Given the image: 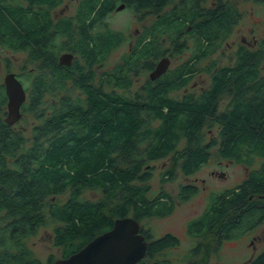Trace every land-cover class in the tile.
<instances>
[{"label": "trees", "instance_id": "16d2710c", "mask_svg": "<svg viewBox=\"0 0 264 264\" xmlns=\"http://www.w3.org/2000/svg\"><path fill=\"white\" fill-rule=\"evenodd\" d=\"M27 1L29 6H24L23 0H0V45L12 50L34 46L36 50H30L38 60L37 46L47 52L42 63L49 68V75L33 77L30 88L25 86L29 98L21 113L23 108L37 111L44 98L53 96L58 89L70 92V83L80 87L85 97L68 94L59 101L54 98L30 139L8 124L6 117L0 118V264H44L33 257L26 240L50 222L56 224L54 245L66 258L110 230L117 218L133 216L140 221L169 215L174 209L173 199L160 195L158 199L162 200L156 201L149 196L148 182L154 174L150 162L175 153L183 139L186 147L175 157L181 162H175L186 177L209 162L213 152L204 144L201 129L206 118L200 116L216 111L214 101L225 89L231 90V109L221 117L219 154L221 159L244 166L247 176L238 187L211 194L207 208L194 224L202 227L218 221L220 225H231L232 232L240 228L239 224L250 223L248 227H253L264 220V46L257 51L242 46L235 64L214 70L211 85L198 98L187 95L178 99L172 95L189 82L190 78L184 77L188 63L170 76L150 82L134 97L116 90L103 92L81 84L64 71L66 67L57 65L58 53L64 48L55 50V42L72 34L70 19L59 24L53 20L52 11L63 0ZM172 1L129 0L133 7L152 6L156 13ZM102 2L105 5L112 1L88 0L80 5L82 33L86 19ZM180 6L157 19L153 46L141 47L139 43L121 64L109 68L100 84L129 89V73H137L143 59L160 55V39L183 33L189 27L193 37L200 32L194 58L205 57L217 48L225 36L222 34L232 29L239 18L237 8L201 14L200 0H182ZM103 10L104 6L99 13ZM199 15L207 21L197 23ZM102 35L101 48L97 42L89 53L90 43L79 40L81 52L88 54L91 66L107 60L124 42L117 30L108 29ZM187 44L181 39L176 51L188 49ZM145 66L150 68L151 64ZM89 74L94 79V73ZM7 103L5 86L1 85L0 112ZM26 140L30 142L28 149ZM168 175L174 176L171 170ZM95 189L101 190L102 199L84 196L86 190ZM67 191L66 201H58V196ZM196 191L194 186H184L178 198L188 200ZM179 244V239L167 234L150 243L145 258L138 264H165L152 260ZM247 264H264V251Z\"/></svg>", "mask_w": 264, "mask_h": 264}, {"label": "rangeland", "instance_id": "374dc122", "mask_svg": "<svg viewBox=\"0 0 264 264\" xmlns=\"http://www.w3.org/2000/svg\"><path fill=\"white\" fill-rule=\"evenodd\" d=\"M220 3L230 8H237L239 14H242V17L232 29L230 27V29H227L225 33L222 34V36H225L218 41L217 48H215L212 53L200 59H194L192 55L196 48L190 40L191 36H188V41L190 42L189 46L191 47L182 50L181 53H176V45L182 37H185L184 32L174 33L172 36L169 34L168 37L164 36L158 43L161 46L160 55L154 57V59H152V56L143 59L139 64L140 67L137 73H129L132 84L127 90L113 88V86L107 84V81L103 82L107 85H102L100 84L102 83L101 78L103 74L109 71L110 67L121 64L125 57L131 55L137 46H132L137 37L135 36V32L137 29H139L140 33L146 32V30H143L146 26L151 24V18H148L149 21L146 23L141 24V22L137 20L136 13L133 9L114 13L112 16L106 18L104 22L107 23L108 27L113 30L123 31L126 38L121 46L112 52L104 62H97L91 66V64H87L84 61L83 55L81 54L82 52H80L79 35H73V37H71L73 38L72 41H70L71 38L66 36L57 38L55 50L58 51L59 48H64L60 50L58 54H62L67 48V50L74 51L75 59L78 60L76 64L73 65L72 69L66 70L62 68L81 84H86L94 90L103 92H115L116 90L117 93L133 97L137 92L141 94L140 91H142L143 88L150 82L154 83L155 81L150 79V69L145 66L146 63L153 65V63L158 62L160 58H163L164 55L172 54L173 61L171 72H168L167 75L170 76L172 72L188 63L190 66L186 68L185 73H189L191 78L185 87L173 92L172 95L178 99L187 95H194L195 98H198L200 93L211 85L214 70L232 67L235 64L237 52L242 46H245L250 51H257L264 46V4L254 3L251 0H207L206 5L215 7ZM77 4V0H64L58 9L52 11V15L54 13L55 16L62 15L67 18L74 17L76 15ZM62 10L64 11L62 12ZM200 21L201 19H198L197 22ZM30 49L35 48L32 46L28 47L26 50H12L0 45V86L4 85L5 75L10 72L17 73L26 88H30L31 79L33 77L39 75L47 77L49 75V68H46L42 63V61L47 58V52H44L40 46H37V51L39 52L38 60V58L34 59L33 52H31ZM214 65L215 67H213ZM261 68L264 73V59ZM90 72L94 73V79L89 78ZM228 80L229 78L225 79L226 82ZM70 84V92H66L65 90L60 91L58 89L53 96L47 95L44 98V104L37 111H28L23 108L22 116L20 120L13 125L14 128L22 132L25 138L30 139L34 127L42 122V114L46 112V108L54 98L56 101H59L62 96L68 94L71 97H76L78 95L83 98L85 97V92L80 87L73 86L72 83ZM27 93V98H29V92ZM139 97H141V95ZM214 103H217L215 112L213 111L207 115L205 113L206 116L203 114L200 116L206 118V122L201 129V134L205 142L204 144L210 148L209 151L211 153L213 152L209 162L194 175L186 177L177 164L181 161H177L175 158L178 152L185 149L187 142L185 139L178 144L175 153H171L165 158L150 162V165L154 167V174L148 182L150 186L149 196L156 201L162 200L158 199L160 195L165 196L164 199H173L174 209L169 215L163 217L155 216L142 218L140 220L141 225L146 229L147 233H152L154 237H162L167 233H172L180 239L178 247L167 250L166 254H159L157 258L152 260V263L164 261L165 264H182L180 261L181 255L184 254L186 248L190 249L194 245L186 232L187 223L204 212L209 204L211 194L222 193L228 189H234L238 187L247 176V170L244 166L234 163L231 159H221L222 157L219 154L220 147L218 143L220 141V130L222 129L223 122L221 117L222 115L224 116V111L231 109V90L225 89L222 94L218 96V99H215ZM6 115L7 104L1 109L0 118L4 119L7 117ZM157 122L154 124H157ZM227 126L230 127L229 125ZM29 147L30 142L26 140L25 148L28 149ZM170 170L173 172L174 176L172 177L174 178L168 175ZM214 171L217 172L216 175L212 174ZM222 172H224L225 176H218ZM163 178L166 179L163 180ZM187 185L196 187L197 191L188 200H181L178 198V195H180L183 186ZM68 195L69 192L67 191L59 195L58 199H56L60 202H64L68 198ZM84 196L91 200H100L102 199V192L98 189L86 190ZM217 222L214 223L215 225H211L210 231L198 235V241H196V243L199 242L201 253L199 257L193 256V264H243L249 261L251 257L264 251L263 222L261 225L257 226V228H255V225L251 229H248L250 223L246 225L239 224V229L236 231L232 230L231 240L222 242L216 252L215 245L218 243V228H213V226H220ZM55 226L56 224L50 222L39 228L34 236L26 240V244L32 250L33 257L44 264H52L54 260L62 258L61 249L54 245Z\"/></svg>", "mask_w": 264, "mask_h": 264}, {"label": "flooded vegetation", "instance_id": "af4514ba", "mask_svg": "<svg viewBox=\"0 0 264 264\" xmlns=\"http://www.w3.org/2000/svg\"><path fill=\"white\" fill-rule=\"evenodd\" d=\"M30 1L33 2V0H30ZM83 1H88V0H79V1L77 0L78 4H77V7H76V15L74 17H68L67 18V17H64L62 15L55 16L54 13H53L54 16L53 15L52 16H53L54 23H57V24H59L63 19H70L71 24H72V34L68 38L73 37V35H79V40L80 39H84L85 41L90 43V45H88L89 49L87 50V52L88 51L90 52L91 48L93 46H95L97 44V42L99 43V47L101 48V46H102L101 42L104 40V36L102 34H105L108 31V29H111V28L108 27L107 23L104 22V20L106 18H108L109 16H112L114 13L121 12V11L127 10V9H133L134 10V12L136 13V18H137V20H139L141 22V24L142 23H146L147 21H149L148 18H151V21H150L151 24L146 26L144 28V30H143V31L146 30V32L140 33L139 29H137V31L135 32V36H137V37H136V40L133 42L132 46L139 45V43H140L141 47L145 46L146 44H149L150 47L153 46L154 45V37H155V35H154L155 34L154 25H155L157 19H159L162 15H165V14L169 15V13L173 9L180 8L181 7L180 4H181L182 0H174V1L170 2L169 4L164 6L159 13H156L154 7H152V6L133 7L130 4L129 0H111L112 2L110 4L106 3L105 5H103L104 2H102L96 8V10L86 19V22L84 24L85 28H83L84 33H82V31H81L82 29L79 27L80 26V17L78 15H79V7H80V5L82 4ZM251 1L254 2L253 0H251ZM63 2H64V0H63ZM206 2H207V0H200V11H201V14H205L206 12H208L207 10H218L220 8H225V7L231 9L230 7L224 5L223 3L222 4L220 3V4L216 5L215 7H209V6L206 5ZM254 3H258V2H254ZM23 4H24V6H29L31 3L29 1H27V0H23ZM61 4H59L53 11L58 9ZM258 4H264V3H258ZM103 6H104L105 10H103L101 13H99V9L102 8ZM67 8H68V6H67ZM205 9H206V11H204ZM63 11L64 10H62V12ZM89 13H90V11L87 13V15ZM241 17H242V14H239L238 21L241 19ZM198 19H201V21L197 22ZM203 20H205L204 16L199 15V17H197V19H196V22L197 23H202V22H204ZM111 30H113V29H111ZM190 30H191V27L186 28V31L184 32V34H185L184 36L185 37H182V39H184V41L186 43H188L186 46L188 48H190L191 46H189L190 42L188 41L189 40L188 36H191L190 40L193 42L192 44H194V47L196 48L195 49V52H196L199 49V45H198V43L196 41H197V38H198L200 32L197 34L196 37H193L191 32H190ZM120 32L122 33L123 40L125 41V38H126L125 33L123 31H120ZM63 37H65V35H63ZM72 39L73 38H71L70 41H72ZM67 49H65L66 50L65 52H63L62 54L58 55V64L61 67H66V69L67 68L71 69L73 67V65L76 64V61H78V60L75 59L74 51L67 50ZM80 52H81V50H80ZM176 53H177V51H176ZM178 53H181V52H178ZM194 53L192 55L193 58H194ZM63 55L65 57L64 58L65 61H67V59L69 57L71 58V61L69 63L62 64L61 60H62V56ZM82 55H83L82 57H83L84 61L88 64V60H87L88 54H86V55L82 54ZM163 58H168L169 59L168 69L163 74V75H166L168 72H171V66H172V61H173L172 60V54L171 55H169V54L168 55H164ZM163 58H160L158 60V62L153 63V65H151V67L149 68L150 69V74L156 68V66L159 63V61L162 60ZM152 59H154V57ZM194 59H196V58H194ZM102 62H104V61H102ZM15 74H16V77L19 79V81H21L19 75L17 73H15ZM101 75H102V73H101ZM184 76L190 78L189 73H185ZM102 77H103V79L106 78V73L103 74ZM150 79H151V77H150ZM155 80H157V79H155ZM21 82L23 84V81H21ZM101 82H102V80H101ZM23 86L25 88L24 84H23ZM5 91H6V89H5ZM203 92L204 91H202L200 94H202ZM26 95L28 97L27 93H26ZM26 100H27V98H26ZM21 109H22V107H21ZM212 174L216 175L217 172L214 171V172H212ZM220 175L221 176H225L224 172L220 173L218 176H220ZM198 218H199V216H197L196 218H194L193 220H191L190 222L187 223L186 232H187V235L189 236L190 240L192 241V243L194 245L190 249L186 248L184 254L181 255L180 261H181L182 264H193V261H192L193 258H194L193 256H196V257L198 256L199 257V254L201 252H200V248H199L200 247L199 246V242L196 243V241H198L197 237H198L199 234H201L203 232L205 233V232L210 231L209 229L211 228V225L198 227L199 225H195L194 224V222L197 221ZM263 222H264V220L261 223H263ZM261 223L256 224L255 228H257V226L261 225ZM198 228H200V229H198ZM213 228H218L217 229L218 230L217 231V234H218L217 241H218V243H216V245H215V251L217 252V250L219 249V247H220L222 242H225L227 240L228 241L231 240V225L230 226L229 225H220V226L216 225V226H213ZM251 228L252 227H248V229H251ZM141 233L145 237V240H147L148 246L150 245V243H152L155 240H158V239L166 236L167 234L172 235L173 237L179 239L177 236L173 235L172 233L171 234L167 233V234L163 235L162 237H154V235L152 233H150V234L147 233L146 229L143 228L142 225H141ZM260 254L261 253L256 254L255 256L251 257L249 259V261L244 262L243 264H247L251 260H253L256 257H258Z\"/></svg>", "mask_w": 264, "mask_h": 264}, {"label": "water", "instance_id": "95a60500", "mask_svg": "<svg viewBox=\"0 0 264 264\" xmlns=\"http://www.w3.org/2000/svg\"><path fill=\"white\" fill-rule=\"evenodd\" d=\"M62 56L61 63H69ZM169 59L163 58L151 72V79L160 78L168 69ZM4 85L8 97L5 121L14 125L21 116V107L27 95L21 81L13 72L7 73ZM148 242L141 233V223L133 216L117 218L110 230L97 235L80 251L66 258H58L52 264H138L145 258Z\"/></svg>", "mask_w": 264, "mask_h": 264}]
</instances>
